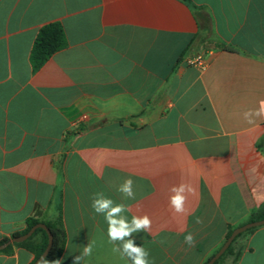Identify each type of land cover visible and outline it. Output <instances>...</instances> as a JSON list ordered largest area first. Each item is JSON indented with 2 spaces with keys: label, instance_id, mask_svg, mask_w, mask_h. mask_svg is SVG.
<instances>
[{
  "label": "crops",
  "instance_id": "1",
  "mask_svg": "<svg viewBox=\"0 0 264 264\" xmlns=\"http://www.w3.org/2000/svg\"><path fill=\"white\" fill-rule=\"evenodd\" d=\"M55 22L67 46L34 71ZM197 54L206 69L186 63ZM261 101L264 0H0V241L61 219L63 264L89 242L86 264H130L92 209L100 192L151 218L133 239L152 264L206 263L264 207V118L243 117ZM129 177L134 200L118 191ZM181 182L187 215L169 206ZM12 246L0 264L34 263ZM221 264H264V226Z\"/></svg>",
  "mask_w": 264,
  "mask_h": 264
},
{
  "label": "clouds",
  "instance_id": "2",
  "mask_svg": "<svg viewBox=\"0 0 264 264\" xmlns=\"http://www.w3.org/2000/svg\"><path fill=\"white\" fill-rule=\"evenodd\" d=\"M245 121L254 124L256 118H264V101L260 102L258 108L248 109L243 113ZM134 181L129 177L119 186L118 191L126 199H135L133 189ZM169 206L174 213L187 215L189 210L186 203L190 195L196 194V189L191 183L181 182L170 188ZM92 209L97 214H102L108 224L107 235L109 242L113 244L112 251L122 258L126 257L130 264H152L149 259L150 253L143 247L135 243L134 234L140 232L151 234L152 220L145 214L143 216L133 215L131 220L124 213L130 209L123 203H115L111 198L103 193H96L92 200ZM200 222L199 220L197 221ZM119 242V244H117ZM185 243L191 247L195 244V237L188 233L185 236ZM94 242H89L83 247L79 255L72 258V264H86V258L93 253ZM39 264H63L60 259L49 261L46 256H42Z\"/></svg>",
  "mask_w": 264,
  "mask_h": 264
},
{
  "label": "trees",
  "instance_id": "3",
  "mask_svg": "<svg viewBox=\"0 0 264 264\" xmlns=\"http://www.w3.org/2000/svg\"><path fill=\"white\" fill-rule=\"evenodd\" d=\"M67 46L66 35L62 25L58 22L50 23L44 26L38 33L37 38L34 42L32 51H31V64L34 71L39 70L44 66V64L58 51L63 50ZM225 49H229L226 47ZM264 219V207L258 211L253 213L250 222L260 221ZM42 223L36 219H29L27 221V228L19 233H16L13 237H19L27 234L34 226ZM49 228L52 236H53V245L52 248L46 257L49 261L60 259L65 251L66 243H67V233L64 227L62 220L55 223L44 222ZM255 229L249 230L246 233H251ZM233 228H230L226 237V240L231 236ZM245 234V233H244ZM244 234L239 235L225 252V254L215 263L221 264L222 261L233 253L234 246L239 238H241ZM9 239H3L0 241V245L8 242ZM48 235L42 229H37L34 234L24 243L15 244L18 247H24L28 249L35 255V261L40 258V256L44 253L45 249L48 245ZM13 246L6 248L1 253H10ZM210 260V259H209ZM208 260V261H209ZM34 261V262H35ZM208 261L204 264H208Z\"/></svg>",
  "mask_w": 264,
  "mask_h": 264
},
{
  "label": "water",
  "instance_id": "4",
  "mask_svg": "<svg viewBox=\"0 0 264 264\" xmlns=\"http://www.w3.org/2000/svg\"><path fill=\"white\" fill-rule=\"evenodd\" d=\"M264 226V219L260 220V221H255V222H250L244 226H241L237 229H235L231 236L225 241V243L222 245V247L217 251V253L211 257V259L208 261V264H215L224 254L225 252L228 250V248L231 246V244L233 243V241L239 236L242 235L246 232H248L249 230L252 229H256V228H260ZM37 229H42L44 230L49 238L48 241V245L47 248L45 249L44 253L40 256V258L42 256H48L52 245H53V236L49 230V228L47 227L46 224L44 223H39L36 226H34L27 234L19 236V237H13L12 239H10L8 242L0 245V252L4 251L6 248L15 245V244H20V243H24L25 241H27ZM39 259H37L33 264H39Z\"/></svg>",
  "mask_w": 264,
  "mask_h": 264
},
{
  "label": "built area",
  "instance_id": "5",
  "mask_svg": "<svg viewBox=\"0 0 264 264\" xmlns=\"http://www.w3.org/2000/svg\"><path fill=\"white\" fill-rule=\"evenodd\" d=\"M186 63L190 66L197 67L199 69H206L209 65V60L202 54H197L195 56L186 59Z\"/></svg>",
  "mask_w": 264,
  "mask_h": 264
}]
</instances>
